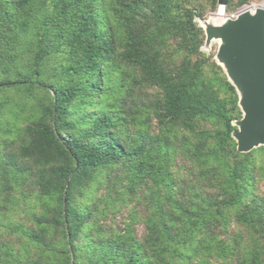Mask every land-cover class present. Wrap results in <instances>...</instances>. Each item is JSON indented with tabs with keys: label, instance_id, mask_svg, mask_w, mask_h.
<instances>
[{
	"label": "trees",
	"instance_id": "1",
	"mask_svg": "<svg viewBox=\"0 0 264 264\" xmlns=\"http://www.w3.org/2000/svg\"><path fill=\"white\" fill-rule=\"evenodd\" d=\"M194 17L185 0H0V264H264V148L235 153L237 95ZM232 221L249 241L220 238Z\"/></svg>",
	"mask_w": 264,
	"mask_h": 264
},
{
	"label": "water",
	"instance_id": "2",
	"mask_svg": "<svg viewBox=\"0 0 264 264\" xmlns=\"http://www.w3.org/2000/svg\"><path fill=\"white\" fill-rule=\"evenodd\" d=\"M217 4L223 9L227 0ZM217 18L195 19L205 37L199 51L218 45L215 63L234 88L240 111V118L231 122L237 127L231 138L236 152L245 154L264 147V8L248 9L234 18L223 16L220 22Z\"/></svg>",
	"mask_w": 264,
	"mask_h": 264
},
{
	"label": "rangeland",
	"instance_id": "3",
	"mask_svg": "<svg viewBox=\"0 0 264 264\" xmlns=\"http://www.w3.org/2000/svg\"><path fill=\"white\" fill-rule=\"evenodd\" d=\"M187 2V6H191L192 8H196V9H199V11L202 13V16L203 17H194L193 18V21L194 23L196 24V26L198 27L199 25V21L198 22H195V19H202V20H208L209 18H213L215 17L216 15L218 16V18L222 19L223 16L224 18H229L230 15L234 14L235 12L237 11H240L241 9H254V8H257V7H263L264 6V2L262 3L261 0H252L250 3L248 4H241V5H237L236 4V1L235 0H232L231 2V5L229 7H224L223 9L220 8L216 2L215 5H213L214 9H210L209 8V0H185ZM228 1V0H227ZM211 4V3H210ZM220 8V9H219ZM225 8H226V11H225ZM264 8V7H263ZM219 11V12H218ZM245 11V10H244ZM219 19H217L218 21ZM199 28V27H198ZM203 34V44H204V40H205V37H204V32L201 28H199ZM202 44V45H203ZM201 45V46H202ZM217 43H213L211 48L210 49H205L203 48L201 51H199L202 55H204L205 57H208L210 58V63L213 62L218 68H220L216 63H215V55H216V52H217ZM208 69V68H207ZM221 70V68H220ZM222 72V75L225 77L226 79V75L225 73L221 70ZM236 120V119H235ZM237 129V127L233 124V131H235ZM235 142V141H234ZM235 146H236V143H235ZM259 148H264V147H257L255 149H253L252 151H256L258 150ZM251 152V151H250ZM235 153L236 150H235ZM239 154H242V153H239ZM247 154V153H245ZM181 156H179L178 154H176V158H174V167H173V173H175V175L179 176L177 178H179L178 180H183V181H188L189 178L186 177L185 175V172L186 170L184 171L183 168L185 166L188 165L187 162H184L181 158ZM256 166H257V171L259 173V175L264 179V151L259 153L258 155H256ZM264 181V180H263ZM258 191L259 194H264V183L263 182H260L258 184ZM102 191H100L98 194H100ZM211 192V191H210ZM103 194H105L103 192ZM112 199L115 198V196H111ZM132 205H130L129 209H121L119 212H116L114 214V212H110L107 216V219L106 220H102V223H105L106 224V227H111L112 229H116L117 227H123V224L127 221V214L129 212V210L132 208ZM113 207L117 208L118 206L115 204V205H112ZM141 209L138 210V218L134 224V235L135 237L138 239V240H141L144 236H145V228H144V225L140 222V216H141V213H140ZM15 220H17L16 217H14ZM26 218H24V223L26 222L25 220ZM128 220H129V217H128ZM243 231V232H242ZM228 234H220L221 235V239L224 238L223 235H227L229 237H234L235 234L237 232H242L243 233V236L246 237L248 239V241L250 240V233L241 228V226H238L236 225L233 221L229 224L228 226ZM215 233L218 234V237H219V231L216 230ZM13 238L12 237H9V236H6V241L7 240H12ZM247 239H244L241 241V243L243 244L245 241H247ZM8 246L12 245V249L13 250H16L18 248V246L14 243H10L8 242L7 243ZM34 253V250L32 249L31 250V247H29V252L28 254L32 257ZM198 260V258H194L193 261H192V264L196 263ZM214 263V262H213ZM212 263V264H213ZM214 264H221L220 262H215Z\"/></svg>",
	"mask_w": 264,
	"mask_h": 264
},
{
	"label": "built area",
	"instance_id": "4",
	"mask_svg": "<svg viewBox=\"0 0 264 264\" xmlns=\"http://www.w3.org/2000/svg\"><path fill=\"white\" fill-rule=\"evenodd\" d=\"M261 1H262V3L264 2V0H261ZM244 10H246V9H241L240 11L235 12L234 14L230 15L229 18H234L238 13H240V12H242Z\"/></svg>",
	"mask_w": 264,
	"mask_h": 264
},
{
	"label": "bare ground",
	"instance_id": "5",
	"mask_svg": "<svg viewBox=\"0 0 264 264\" xmlns=\"http://www.w3.org/2000/svg\"><path fill=\"white\" fill-rule=\"evenodd\" d=\"M217 19H219L218 22H220V21L222 20V19H220V18H217ZM217 19H216V20H217Z\"/></svg>",
	"mask_w": 264,
	"mask_h": 264
}]
</instances>
